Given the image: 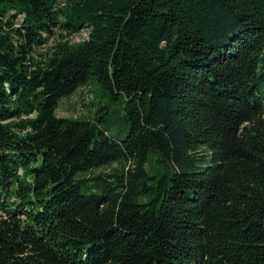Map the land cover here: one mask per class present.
<instances>
[{
    "label": "trees",
    "instance_id": "trees-1",
    "mask_svg": "<svg viewBox=\"0 0 264 264\" xmlns=\"http://www.w3.org/2000/svg\"><path fill=\"white\" fill-rule=\"evenodd\" d=\"M0 210V264H264V0H0Z\"/></svg>",
    "mask_w": 264,
    "mask_h": 264
},
{
    "label": "rangeland",
    "instance_id": "rangeland-1",
    "mask_svg": "<svg viewBox=\"0 0 264 264\" xmlns=\"http://www.w3.org/2000/svg\"><path fill=\"white\" fill-rule=\"evenodd\" d=\"M87 37V31L85 29L81 30L78 34H75L71 36L72 42H77L79 40L85 39ZM54 42V38H51L49 42L43 47L47 48L52 45ZM40 48L39 50L43 49ZM94 86V92H99L101 90L99 84H96L95 82H91ZM92 86L90 85H83L81 86L72 96L68 98L61 99L59 102V105L57 107L56 113L58 116H65V117H84V118H91L93 116V107L91 105V97H92ZM99 100H103V102L108 101L107 97H99L95 95V99L93 104L96 105ZM115 105H110V110L112 111L115 109ZM112 117H117L116 114L111 113ZM110 131V130H109ZM149 169L151 172H154L157 170V165L155 164V156H152L149 162ZM114 165H108V166H101L98 168H94L84 174L82 176L84 178H90L91 176L97 175V174H103L105 172H109L110 169H112ZM2 214L0 210V215Z\"/></svg>",
    "mask_w": 264,
    "mask_h": 264
}]
</instances>
